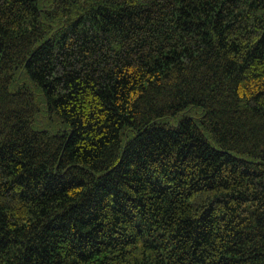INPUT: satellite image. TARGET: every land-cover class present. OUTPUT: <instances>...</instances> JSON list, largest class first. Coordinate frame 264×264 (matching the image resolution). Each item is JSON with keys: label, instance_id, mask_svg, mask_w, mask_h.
<instances>
[{"label": "trees", "instance_id": "16d2710c", "mask_svg": "<svg viewBox=\"0 0 264 264\" xmlns=\"http://www.w3.org/2000/svg\"><path fill=\"white\" fill-rule=\"evenodd\" d=\"M0 264H264V0H0Z\"/></svg>", "mask_w": 264, "mask_h": 264}]
</instances>
